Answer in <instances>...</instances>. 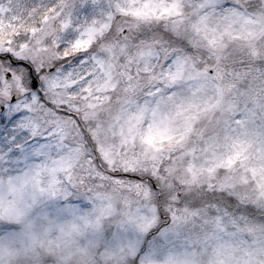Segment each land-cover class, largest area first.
Returning <instances> with one entry per match:
<instances>
[{"label": "snow or ice", "instance_id": "1", "mask_svg": "<svg viewBox=\"0 0 264 264\" xmlns=\"http://www.w3.org/2000/svg\"><path fill=\"white\" fill-rule=\"evenodd\" d=\"M0 264H264V0H0Z\"/></svg>", "mask_w": 264, "mask_h": 264}]
</instances>
